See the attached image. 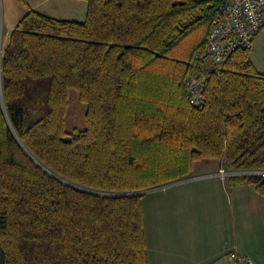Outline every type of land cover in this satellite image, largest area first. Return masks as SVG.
Instances as JSON below:
<instances>
[{"label":"trees","instance_id":"obj_1","mask_svg":"<svg viewBox=\"0 0 264 264\" xmlns=\"http://www.w3.org/2000/svg\"><path fill=\"white\" fill-rule=\"evenodd\" d=\"M226 2L87 0L83 22L27 10L0 57V264H148L130 193L200 162L264 169L251 47L220 64L206 51ZM201 75L195 107L185 84ZM68 90L85 106L70 134ZM230 179L264 198V176Z\"/></svg>","mask_w":264,"mask_h":264},{"label":"crops","instance_id":"obj_2","mask_svg":"<svg viewBox=\"0 0 264 264\" xmlns=\"http://www.w3.org/2000/svg\"><path fill=\"white\" fill-rule=\"evenodd\" d=\"M26 3L28 8L18 0H1L2 51L28 9L55 20L75 22H83L87 10V0ZM249 57L256 72L264 74V27L254 37ZM218 168L215 162L199 173L193 169L186 181L144 194L148 264H225L229 252L264 264V198L250 185L231 179L222 182L216 176Z\"/></svg>","mask_w":264,"mask_h":264},{"label":"built area","instance_id":"obj_3","mask_svg":"<svg viewBox=\"0 0 264 264\" xmlns=\"http://www.w3.org/2000/svg\"><path fill=\"white\" fill-rule=\"evenodd\" d=\"M262 25H264V0H227L221 8L218 17L214 20L208 34L206 51L210 62L220 64L227 60L229 55L236 49L249 50L253 35ZM1 54L2 50L0 45V57ZM197 58H202V55L198 54ZM204 80V75H201L199 78H191V80L186 81L185 85L190 96V103L195 107H199L202 104ZM259 171L261 170H227L220 165L216 176L222 182L240 176H264V173H260ZM187 179L175 181L173 185L182 183ZM164 189L166 188L159 190ZM155 191L157 190L152 189L146 193ZM225 264L254 263L245 255L229 252L225 258Z\"/></svg>","mask_w":264,"mask_h":264},{"label":"rangeland","instance_id":"obj_4","mask_svg":"<svg viewBox=\"0 0 264 264\" xmlns=\"http://www.w3.org/2000/svg\"><path fill=\"white\" fill-rule=\"evenodd\" d=\"M84 114H85V106L78 100L77 93L74 90H68V108H67V112H66L65 119H64V126H65V131L67 134H70L73 130L85 129ZM68 138H69V136L65 137V139H68ZM214 163H215V161L197 163L195 165L194 171H196L195 173H199L201 171H204L207 166L214 165ZM259 172L264 173V169L259 171ZM192 173H194V172H192ZM182 179H185V178L175 179V180H172L166 184L165 183L161 184V186L157 185L158 187L154 186V187L148 188L146 190H143L141 192L139 191L137 193H135V192L130 193V195L131 194L137 195L139 193L145 194L146 192L151 191L152 189H155L157 191H162V190H159L157 188H162L163 186H166L168 184H171L175 181L182 180ZM174 186H176V185H174ZM174 186H170V187L164 189V191L167 189H170L171 187H174ZM80 189H82V188H80ZM145 215H146L145 219H147L148 213Z\"/></svg>","mask_w":264,"mask_h":264},{"label":"bare ground","instance_id":"obj_5","mask_svg":"<svg viewBox=\"0 0 264 264\" xmlns=\"http://www.w3.org/2000/svg\"><path fill=\"white\" fill-rule=\"evenodd\" d=\"M185 179H187V178H185ZM166 186H170V184H168V185H166ZM166 186H163V187H166ZM163 187H162V188H163Z\"/></svg>","mask_w":264,"mask_h":264}]
</instances>
